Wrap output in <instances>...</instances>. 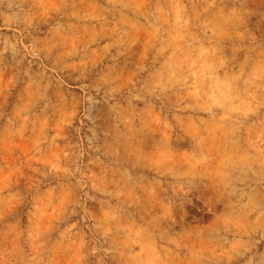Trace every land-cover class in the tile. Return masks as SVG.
<instances>
[{"label":"rangeland","instance_id":"1","mask_svg":"<svg viewBox=\"0 0 264 264\" xmlns=\"http://www.w3.org/2000/svg\"><path fill=\"white\" fill-rule=\"evenodd\" d=\"M0 264H264V0H0Z\"/></svg>","mask_w":264,"mask_h":264}]
</instances>
